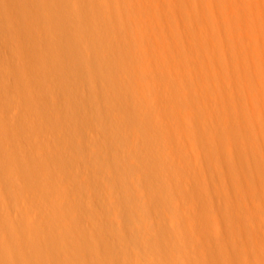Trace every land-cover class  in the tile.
I'll return each mask as SVG.
<instances>
[{"label": "rangeland", "instance_id": "rangeland-1", "mask_svg": "<svg viewBox=\"0 0 264 264\" xmlns=\"http://www.w3.org/2000/svg\"><path fill=\"white\" fill-rule=\"evenodd\" d=\"M202 2L0 0V264H264L261 156L206 114L181 18Z\"/></svg>", "mask_w": 264, "mask_h": 264}, {"label": "bare ground", "instance_id": "bare-ground-1", "mask_svg": "<svg viewBox=\"0 0 264 264\" xmlns=\"http://www.w3.org/2000/svg\"><path fill=\"white\" fill-rule=\"evenodd\" d=\"M215 1L217 2H213V0H208V2L207 0H203V2L207 3L204 4L202 2V5L203 7L205 6V8L207 6V8L206 10L205 8L201 10L202 6L196 8L194 11L201 10L199 13L195 12L196 14H192L194 16L196 15V18L190 16L187 12L184 16L188 14L189 16L187 15V17L189 20L186 16L181 17L184 22H186L185 20H187V23L189 22L190 25L188 24V27L189 29L191 28L190 30L195 29L194 32L198 24H202L199 25V30L197 28L198 31H196V37L193 38V41L195 39L200 41L202 50L208 52V57L212 66L209 71L205 72L206 77L201 80L200 84L202 90L207 95L214 96V109H209L211 107L207 104L208 107L206 106L205 109L208 110V112L206 110L205 112H207V115L208 113H217L216 111L220 113V108H222L223 113L217 116L219 121L221 119V123L223 118L219 117H222V115L227 122L230 120L233 121V118L238 119L240 123L242 122L245 128L240 127V129L242 131L245 129L248 135L245 136L246 132L244 131L245 133H242L243 136L250 139V143L255 145H253V147H257L256 149H258L261 161L263 162L262 164L264 165V0ZM203 11L205 14H202V17L200 12L203 13ZM152 15L154 17H159L160 13L153 12ZM173 15L172 18L175 21L177 16L174 17L175 15ZM191 17L193 18L191 19ZM225 25L228 27V31L223 30L227 31V34L224 35L225 37H221V34L223 36L225 32L219 35L217 32H220V30H216L217 32L211 30L212 28L217 29L218 27L221 29L222 26L223 29H225ZM142 39H144V36ZM193 47L197 48V45H193ZM184 73L190 78H192L195 73H198L195 64V56L191 53H186L185 55ZM173 76L179 77L178 72L176 75L173 74ZM234 76L241 80L240 87L238 88L233 87L232 78ZM225 86H229L230 90H226ZM237 93L245 101L241 103L240 106L233 102L228 103L223 100L225 96L232 98ZM208 117H210V115ZM238 120L233 122L237 121L239 127L240 123L238 124ZM233 122L231 124H234ZM217 130L218 129H216V131ZM216 133H218V131ZM219 137L217 139L221 141L223 137ZM228 142L231 143V141ZM259 154L256 155L259 156ZM259 165L261 166V164ZM36 247L38 248L40 245Z\"/></svg>", "mask_w": 264, "mask_h": 264}]
</instances>
